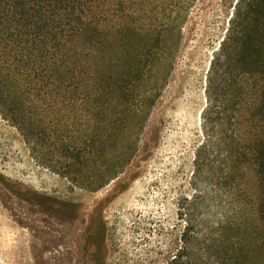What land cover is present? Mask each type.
Returning a JSON list of instances; mask_svg holds the SVG:
<instances>
[{"label":"rangeland","instance_id":"374dc122","mask_svg":"<svg viewBox=\"0 0 264 264\" xmlns=\"http://www.w3.org/2000/svg\"><path fill=\"white\" fill-rule=\"evenodd\" d=\"M238 1L135 6L159 27L176 24L179 45L134 158L98 190L72 179L68 165L81 164L57 146V135L30 133L0 106L1 264H166L185 223L198 217L211 225L229 219L242 234L258 203L255 163L241 162L246 80L229 81L227 92L239 99L231 121L212 113L206 121L204 113L220 92L214 62ZM195 197L202 208L189 203Z\"/></svg>","mask_w":264,"mask_h":264},{"label":"trees","instance_id":"16d2710c","mask_svg":"<svg viewBox=\"0 0 264 264\" xmlns=\"http://www.w3.org/2000/svg\"><path fill=\"white\" fill-rule=\"evenodd\" d=\"M143 1L0 0V106L30 133L57 135L81 164L68 165L72 179L91 190L131 163L174 66L177 25L157 26L135 9ZM227 32L205 120H232L239 99L229 81L245 79L241 162L255 163L257 210L242 234L229 219L188 221L166 264H264V0H239ZM199 201L189 203L200 209Z\"/></svg>","mask_w":264,"mask_h":264}]
</instances>
